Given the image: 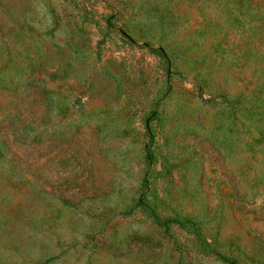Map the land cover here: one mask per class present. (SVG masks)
<instances>
[{
    "label": "rangeland",
    "instance_id": "obj_1",
    "mask_svg": "<svg viewBox=\"0 0 264 264\" xmlns=\"http://www.w3.org/2000/svg\"><path fill=\"white\" fill-rule=\"evenodd\" d=\"M0 264H264V0H0Z\"/></svg>",
    "mask_w": 264,
    "mask_h": 264
},
{
    "label": "trees",
    "instance_id": "obj_2",
    "mask_svg": "<svg viewBox=\"0 0 264 264\" xmlns=\"http://www.w3.org/2000/svg\"><path fill=\"white\" fill-rule=\"evenodd\" d=\"M145 157L148 160L149 158V153L146 150ZM158 225L162 226L164 228V231L168 230L169 222H176L177 224H181L180 221L174 220V219H168V220H160L158 217H154Z\"/></svg>",
    "mask_w": 264,
    "mask_h": 264
}]
</instances>
